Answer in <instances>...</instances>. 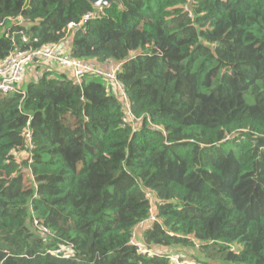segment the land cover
Returning a JSON list of instances; mask_svg holds the SVG:
<instances>
[{
	"label": "trees",
	"instance_id": "trees-1",
	"mask_svg": "<svg viewBox=\"0 0 264 264\" xmlns=\"http://www.w3.org/2000/svg\"><path fill=\"white\" fill-rule=\"evenodd\" d=\"M95 10L0 0V61L68 42L120 65L139 119L111 80L43 60L0 91V264H264V0H122L69 28Z\"/></svg>",
	"mask_w": 264,
	"mask_h": 264
},
{
	"label": "built area",
	"instance_id": "built-area-1",
	"mask_svg": "<svg viewBox=\"0 0 264 264\" xmlns=\"http://www.w3.org/2000/svg\"><path fill=\"white\" fill-rule=\"evenodd\" d=\"M105 8H98L96 7L95 11L88 12L83 17L80 23H70L69 28H73L76 26H80L84 24L88 20L102 18L105 16ZM2 22H0V26ZM23 40H27V37H23ZM43 60L45 62H52L58 64L65 70H68L75 83L81 84L83 77L86 74L96 73L98 75H102L107 79L111 80L115 90H117L118 94L120 95L122 101L125 104V115L123 117V125L126 126L128 124H132L133 126H137L139 119L135 117L133 114L129 98L126 92L125 85L118 81L117 73L119 71L120 65L113 63L112 61H108L107 64L115 65L112 67L111 70H106L104 67L96 64L93 61H85L81 59H75L71 56L70 52L66 53L61 49V46L58 44L46 45L35 49H25L20 50L16 48L13 52H11L8 56L0 61V91L2 93H11V92H18L19 91V83L23 79L24 74L26 73L27 65L33 61ZM24 95V92H21ZM32 117L29 116L27 126L23 131V136L27 141L26 150L30 151L33 148V140H32V131L30 128ZM32 162V159L29 160ZM147 197L150 200L151 208H150V216L147 220L140 223L134 234L131 243L138 244L137 236L140 235L141 231H144L152 226V224L158 221V216L155 209V198L152 192L147 193ZM68 252L65 254L71 253L70 248L67 249ZM63 249L54 251L56 255L61 254ZM141 253H148L150 252L146 248L140 246ZM68 256V255H67ZM172 264H184L177 256H170Z\"/></svg>",
	"mask_w": 264,
	"mask_h": 264
},
{
	"label": "crops",
	"instance_id": "crops-1",
	"mask_svg": "<svg viewBox=\"0 0 264 264\" xmlns=\"http://www.w3.org/2000/svg\"><path fill=\"white\" fill-rule=\"evenodd\" d=\"M68 42L64 43L62 46H61V49L66 52V53H69V50H68ZM49 63H52V62H49ZM55 64V63H53ZM31 63H29L27 65V69H26V73L24 74L23 76V79L21 80V82L19 83V86L21 87H25V84H28L33 78H35L36 74L38 73L37 71H35L34 69L30 68L31 66ZM57 68H60L61 70H65L64 68H62L61 66H59L58 64H55ZM29 66V67H28ZM115 66V65H114ZM113 65H110V64H107L104 67V69L106 70H111L112 67H114ZM31 70V71H30ZM67 71L68 73H70L68 70H65ZM71 75V73H70Z\"/></svg>",
	"mask_w": 264,
	"mask_h": 264
},
{
	"label": "water",
	"instance_id": "water-1",
	"mask_svg": "<svg viewBox=\"0 0 264 264\" xmlns=\"http://www.w3.org/2000/svg\"><path fill=\"white\" fill-rule=\"evenodd\" d=\"M95 7L108 8L112 3L122 4V0H90ZM194 0H190V6H192Z\"/></svg>",
	"mask_w": 264,
	"mask_h": 264
},
{
	"label": "rangeland",
	"instance_id": "rangeland-1",
	"mask_svg": "<svg viewBox=\"0 0 264 264\" xmlns=\"http://www.w3.org/2000/svg\"><path fill=\"white\" fill-rule=\"evenodd\" d=\"M51 64H52V63H51ZM32 69H33V68H32ZM30 71H31V70H30ZM25 85H26V84H25ZM141 232H142V231H141ZM141 232H140V233H141ZM190 262H191V261H190ZM190 264H194V263L191 262Z\"/></svg>",
	"mask_w": 264,
	"mask_h": 264
}]
</instances>
